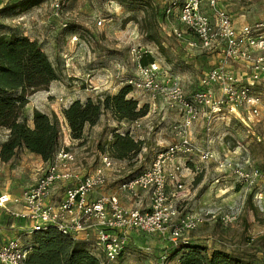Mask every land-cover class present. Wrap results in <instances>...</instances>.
I'll list each match as a JSON object with an SVG mask.
<instances>
[{
	"label": "rangeland",
	"instance_id": "rangeland-1",
	"mask_svg": "<svg viewBox=\"0 0 264 264\" xmlns=\"http://www.w3.org/2000/svg\"><path fill=\"white\" fill-rule=\"evenodd\" d=\"M25 1L0 0V35L13 33L36 39L56 68L58 78L49 80L41 76L33 83L28 89V103L22 110V117L31 123L34 111L58 116L61 147L65 143L68 146L63 147L76 152L75 172L79 177L103 166L99 149L108 147L115 133L125 132L130 125L120 121L111 109L102 108L96 113L95 123L85 125L82 137L88 139V146L84 147L69 139L71 130L62 111L73 101L85 103L89 98L103 101L106 95L117 94L127 85L126 79L136 73L134 47L151 45L157 58L160 56L173 70L180 72L181 82L188 91L196 88L201 73L217 61L216 51L192 48L184 26L176 17L177 12L170 14L183 0H36L24 5ZM4 6H7L6 12L1 11ZM169 6L172 10L167 13ZM234 11L239 23H264V0H236ZM98 20L102 21L100 25ZM62 21H67L68 27L62 28ZM30 27L34 31H30ZM173 28L184 31V37L178 38ZM262 80L257 87L264 108V78ZM130 88L126 99H136L138 106L148 105L144 91ZM172 109L160 101L156 110L147 109L149 113L136 132L142 139L139 151L130 153L125 159H115L112 167L103 170L105 189H119L121 179L149 166L156 153L171 142L172 127L179 119ZM228 117V131L221 117L209 126L199 121L197 130L193 129V138L201 146L210 139L215 145L213 149L219 153L222 147L225 153L227 146H239L240 152L248 154L256 161L255 165L264 169V115L259 122L252 121L250 127L241 125L231 113ZM256 135L261 140L256 139ZM195 164L198 165L201 192H204L217 172L211 163H200L196 158ZM43 166L41 157L25 149L8 162L0 160V192L11 196L8 203L11 210L22 208L13 199L34 182ZM228 182L234 185L233 179ZM186 184L188 198L180 207L186 204L187 208L197 209L214 203L210 206L230 211L242 199L238 193L220 203L205 197L199 206L194 202L196 196H192L195 183L192 187L187 180ZM65 186L66 182L60 184L56 191L60 193ZM142 193L144 203L145 192ZM245 196L244 208L236 220L225 224L220 215H216L187 233L188 240L193 245L205 247L208 252L216 248L227 251L237 264H264V210L254 204L252 196L250 200H247L248 194ZM27 222L0 208V245L11 238L18 239L24 247L32 245L34 237ZM131 239L135 241H131L124 258L103 264H182V252L171 241H159L156 236L137 233Z\"/></svg>",
	"mask_w": 264,
	"mask_h": 264
},
{
	"label": "built area",
	"instance_id": "built-area-1",
	"mask_svg": "<svg viewBox=\"0 0 264 264\" xmlns=\"http://www.w3.org/2000/svg\"><path fill=\"white\" fill-rule=\"evenodd\" d=\"M225 2L233 0H183L176 11L170 13V6L166 9L170 14L177 12L192 48L216 51V63L201 73L192 91L183 86L179 71L156 57L151 45L133 48L136 73L126 79V84L144 91L149 108L156 110L160 101L179 115L172 127L171 142L156 153L152 163L131 179L119 181V188L128 196L138 197L145 192L146 206H128L117 194L100 192L106 185L103 170L115 163L108 151H98L102 167L79 177L75 172L76 152L63 147L68 146L64 143L50 161H42L44 166L34 182L13 199L22 208L8 207L11 196L7 192H0V208L28 221L29 232L56 228L72 239L78 252L94 255L100 262L102 258L105 262L115 261L126 254L131 236L136 233L156 236L159 241L186 243L187 233L216 215L223 223H230L240 216L247 194H252L254 204L264 210V169L252 164L239 150L227 148L225 153H219L210 140L201 146L192 136L194 125L201 119H206L209 126L231 113L241 125L250 127L252 121L259 122L264 115L257 87L264 78V23L237 27ZM101 22L98 20L97 24ZM60 24L68 27L67 21ZM30 31L34 28L30 27ZM173 33L184 37V31L177 28H173ZM144 56L152 60L143 64ZM237 64L247 70L246 80L236 72ZM142 118L129 123L136 139H141L136 132ZM255 137L261 140L259 135ZM69 139L88 146L87 138ZM196 158L200 163H214L217 173L230 175L233 189L242 197L239 204L227 212L218 207H180L188 198L183 176L186 171L197 173ZM219 181L218 176L215 182ZM64 182L67 186L58 203L49 202L57 186ZM27 254L18 239H8L0 245V264H26Z\"/></svg>",
	"mask_w": 264,
	"mask_h": 264
},
{
	"label": "trees",
	"instance_id": "trees-1",
	"mask_svg": "<svg viewBox=\"0 0 264 264\" xmlns=\"http://www.w3.org/2000/svg\"><path fill=\"white\" fill-rule=\"evenodd\" d=\"M34 1L36 0H27L24 5L29 4L26 2ZM6 8L7 6H4L1 11L6 12ZM149 60H152L150 56H144L141 62L145 64ZM41 76L49 80L58 78L56 68L38 41L13 33L0 35V135L3 134L0 140V160L2 162L12 160L23 149L48 162L60 146L61 127L56 114L48 115L34 111L31 123H27L22 117V110L28 103V89ZM130 87L127 84L117 94L106 95L103 101L99 99L93 101L89 98L85 103L77 100L66 107L62 113L72 137L82 138L85 125L94 124L96 113L102 108L111 109L120 121L128 123L144 117L148 113L149 106L147 104L138 106L134 98L126 99L125 95ZM114 136L115 139L109 146H103L99 151H108L115 159H125L130 153L139 151L142 139H136L130 129L120 134L115 133ZM135 175L126 179H131ZM251 196L252 194H249L247 200H250ZM32 234L33 244L25 246L28 250L26 264L105 263L103 258L100 262L94 255L78 252L72 239L54 227L34 231ZM176 247L182 252L180 255L182 264L238 263L227 251L216 248L208 252L205 247L193 245L189 240L186 243H176Z\"/></svg>",
	"mask_w": 264,
	"mask_h": 264
},
{
	"label": "crops",
	"instance_id": "crops-1",
	"mask_svg": "<svg viewBox=\"0 0 264 264\" xmlns=\"http://www.w3.org/2000/svg\"><path fill=\"white\" fill-rule=\"evenodd\" d=\"M234 1H236V0H234ZM234 1L233 2H225V6H226V8H227V10L232 14V16H233V20H234V23H235V25L237 26V27H240V26H242V25H244V24H248L247 22H243V23H239L237 20H236V17H237V15L235 14V11H234ZM176 9V8H175ZM236 72L244 79V80H246V78L248 77V72H247V70L244 68V66L243 65H240V64H237L236 65ZM146 96V95H145ZM146 101H148V99L146 98ZM172 110H175L174 108L172 109ZM222 118V120H225L226 121V124H227V122H228V119H229V117H228V115L226 116L225 114H224V116L223 117H221ZM143 119V118H142ZM142 119H141V121H142ZM199 121H201V122H203V121H205V125H206V122H207V120L206 119H201V120H199ZM196 122V124L194 125V127H193V129H195V130H197V127L199 126V124L201 123V122ZM228 124H227V131H228ZM205 136L207 135V134H204ZM224 136H226V135H224ZM139 138H141L140 136H139ZM225 138V137H224ZM202 139H203V137H202ZM208 139V138H207ZM210 140V139H209ZM168 144V143H167ZM166 144V145H167ZM213 144V146H215L214 145V143H212ZM216 144H218V142L216 143ZM227 148L229 149V150H234V149H236V150H239V146H236V147H232V148H230V147H228L227 146ZM222 150H223V147L221 148V153H223L222 152ZM241 153H243V155L245 156V157H248L249 158V160H250V162L252 163V164H255L256 163V161L254 160V159H252L248 154H246V153H244V152H242L241 151ZM214 165V163H211V166H213ZM200 175H197V173H190V172H185L184 173V178H183V181L185 182V183H187V180H188V182L191 184V186L193 187L194 185V183H195V186H194V188H193V196H196V198H195V201L194 202H196V203H198V205L199 204H202V201H203V199L205 198V197H208L209 199H211V200H216V202H219L220 203V200H222V201H225V200H229V198L230 197H232V195H234V194H236L237 192H235V190H233V183L232 182H228V180H232V178L230 177V175H228V174H226V175H221V174H219V173H217V174H213V176L211 177V181L209 182V183H207L206 184V186H205V191L204 192H201V185H200V177H199ZM219 176V178L221 179V181H219V182H215V178L216 177H218ZM193 181V182H192ZM197 187L198 188H200V190H198L197 189ZM172 191V188L170 187L169 188V191ZM209 191H211V193L209 192ZM100 192H107V193H111V194H117L118 196H119V198H120V200L122 201V203L123 204H125V205H128V206H132V205H136V204H139V205H141V206H143V204H144V206H146V204H147V201H148V199H147V195H146V193H144L145 195H144V198H145V202L144 203H142V201H141V196L143 197V193L141 192V196H138V197H133V196H128V195H126L125 194V192L122 190V189H118V188H116V189H105V188H102L101 190H100ZM62 193H63V191H61L60 193H58L57 191H56V193H54V196L51 198V199H49V202H51V203H54V204H56V203H58V201H59V199H60V197H61V195H62ZM210 194H214V195H210ZM214 196H216L217 197V199L214 197ZM208 199V200H209ZM210 201V200H209ZM210 205H215L214 203H209V204H207L206 206H204L205 208H215V207H211ZM199 206H201V205H199ZM223 211V210H222ZM223 212H227V211H223ZM92 230V229H91ZM131 241H135L134 239H131L130 240V245H131ZM124 256H125V254L124 255H122V256H120L119 257V259H122V258H124ZM118 259V260H119Z\"/></svg>",
	"mask_w": 264,
	"mask_h": 264
}]
</instances>
